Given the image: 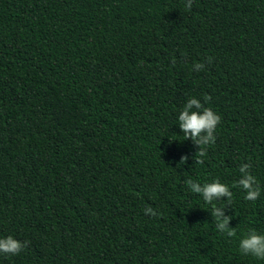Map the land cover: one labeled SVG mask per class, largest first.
<instances>
[{
    "label": "trees",
    "instance_id": "trees-1",
    "mask_svg": "<svg viewBox=\"0 0 264 264\" xmlns=\"http://www.w3.org/2000/svg\"><path fill=\"white\" fill-rule=\"evenodd\" d=\"M186 3L0 0V238L28 242L0 264H264L239 249L264 234V0ZM191 98L221 117L202 158Z\"/></svg>",
    "mask_w": 264,
    "mask_h": 264
},
{
    "label": "clouds",
    "instance_id": "clouds-1",
    "mask_svg": "<svg viewBox=\"0 0 264 264\" xmlns=\"http://www.w3.org/2000/svg\"><path fill=\"white\" fill-rule=\"evenodd\" d=\"M193 0H187L186 9H191ZM211 62V58H209ZM196 70H202L204 65L196 64ZM205 101L210 100L208 96L204 97ZM195 109V110H194ZM179 128L183 132L185 139L191 138L196 144L200 145V150L197 152L198 157L202 158L206 154V146L215 142L216 127L220 122L221 117L217 115L211 108L203 107L201 102L196 98H191L185 104L183 110L179 114ZM187 156L182 157L181 161H186ZM197 163H203L202 159H198ZM251 164L245 163L241 165L239 171L241 178L236 182V185L242 188L245 192V199L255 201L261 194V189L258 185L256 177L250 173ZM190 190L194 193L201 194L203 200L208 204L219 200L221 197H227L229 204L231 203L232 192L229 186L221 183L219 180L201 185L200 183L189 179L186 181ZM224 208V207H223ZM223 208L214 207L212 216L215 218L216 229L221 233H226L228 237L236 236V229L229 227L231 216H226ZM146 213L156 215L157 213L152 208L145 209ZM28 242H22L12 236L0 238V253L18 255L26 247ZM239 249L244 255H252L258 259H264V234L257 233L255 230L249 231L243 238L239 240Z\"/></svg>",
    "mask_w": 264,
    "mask_h": 264
}]
</instances>
